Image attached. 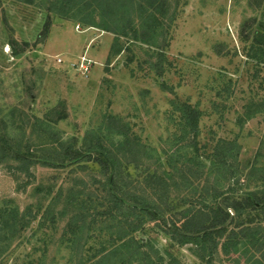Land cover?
<instances>
[{
  "label": "rangeland",
  "instance_id": "374dc122",
  "mask_svg": "<svg viewBox=\"0 0 264 264\" xmlns=\"http://www.w3.org/2000/svg\"><path fill=\"white\" fill-rule=\"evenodd\" d=\"M164 5L163 14H156L162 22L161 33L139 34L140 42L123 37L118 43L115 34L100 27L57 16L49 19L43 37L48 20L44 9L0 0V110L5 114L17 107L55 123L50 112L58 108L65 115L55 125L62 139L82 138L112 116L120 125L128 124L130 131L164 160L174 151L173 140L179 134L175 105L187 102L201 112L200 144L211 145L218 138L236 143L241 181L225 186L232 188L233 195H245L261 184L259 176L264 173V62L258 63L248 54L254 38L264 40V0H164ZM100 11L97 7L92 20L100 26H112L110 20L100 19ZM132 17L136 30H146L138 19V8ZM146 38L147 43L143 41ZM12 45L19 56L13 55ZM121 46L119 53L111 52ZM255 104L256 111L245 119L246 107ZM16 119L27 130L34 120ZM8 136L14 138L15 134ZM25 137L29 150L40 149L39 142L49 140ZM3 164L1 204L13 201L20 211L31 210V215L40 203L45 206L49 201L39 200V194L34 196L32 186L47 184L55 171L60 178L67 176L71 167L54 171L37 163L30 170L34 176L30 181L34 182L20 192ZM128 172L134 179H142L140 169L130 167ZM26 179L23 176L21 181ZM167 208L164 206L158 219L144 224L142 249L157 262L156 256H161L163 263L159 264H204L192 254L190 245H177L165 232L172 214ZM21 234V240L12 239L0 264H80L76 261L78 250L58 243L51 230L37 231L32 223ZM85 253L90 260L97 259L91 249ZM241 254L240 250L218 256L222 264H247ZM141 256L120 248L101 264L121 260L141 264Z\"/></svg>",
  "mask_w": 264,
  "mask_h": 264
},
{
  "label": "trees",
  "instance_id": "16d2710c",
  "mask_svg": "<svg viewBox=\"0 0 264 264\" xmlns=\"http://www.w3.org/2000/svg\"><path fill=\"white\" fill-rule=\"evenodd\" d=\"M15 1L44 9L48 20L43 26V37L47 35L51 18L57 16L77 20L83 26L100 27L115 34L118 43L123 37L140 42V35L146 32L159 33L162 22L156 14H163L165 9L164 0ZM97 7L101 10L100 19L110 20L112 26H100L92 20ZM135 8L146 30H136L132 17ZM143 41L147 43L148 38ZM12 47L13 55L19 56L20 52ZM120 49L122 46L113 47L111 52L119 53ZM248 54L263 63L264 40H259L258 36L254 38ZM255 106L257 104L246 107L245 119L256 111ZM174 110L179 113V134L173 140L174 151L164 160L160 159L158 151L134 135L128 124L120 125L112 116L82 138L62 139L55 125L65 115L58 108L50 112L55 116V123L36 118L17 107L5 114L0 110V163H4L14 177L16 191H25L32 185L34 181L30 178L34 180V176L30 170L37 163L57 171L71 166L67 176L60 178L54 170L47 184L32 186L34 196L39 194V200H49L45 206L40 203L34 215L28 208L20 211L13 201L0 202V260L12 239L21 240V231L36 223L37 231L49 229L57 235L58 243L78 250L76 261L80 264L85 263L84 258L86 264L104 263L120 248L128 249L131 254H141V264L142 261L163 263L161 256H156L158 263L144 252L142 239L144 224L158 219L164 213V206H168L172 214L171 221L165 224V232L177 245H190L192 254L204 264H216V258L222 261L219 254L227 256L240 250L245 263L264 264V173L259 176L261 184L254 190L245 195L231 194L232 188L226 189L225 184L241 181L236 143L218 138L211 145L200 144L201 112L187 102L175 105ZM16 117L28 122L33 117L30 130L18 124ZM8 134H15V137ZM27 134L49 140H44V144L39 142L40 149L29 150V141L24 142ZM130 167L141 170V180L129 174ZM96 172L95 176L91 175ZM23 176L27 179L21 181ZM89 241L92 242L89 244ZM46 246L42 247L43 252ZM90 249L93 255L97 253L96 260L86 257L85 252ZM118 264L137 263L121 260Z\"/></svg>",
  "mask_w": 264,
  "mask_h": 264
}]
</instances>
